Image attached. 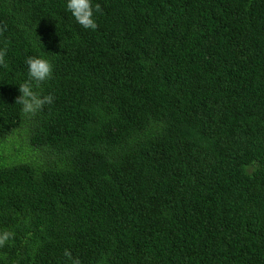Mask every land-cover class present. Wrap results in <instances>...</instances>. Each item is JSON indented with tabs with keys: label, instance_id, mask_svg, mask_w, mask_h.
Listing matches in <instances>:
<instances>
[{
	"label": "trees",
	"instance_id": "16d2710c",
	"mask_svg": "<svg viewBox=\"0 0 264 264\" xmlns=\"http://www.w3.org/2000/svg\"><path fill=\"white\" fill-rule=\"evenodd\" d=\"M97 3L0 0V264H264V0Z\"/></svg>",
	"mask_w": 264,
	"mask_h": 264
},
{
	"label": "clouds",
	"instance_id": "9594fccd",
	"mask_svg": "<svg viewBox=\"0 0 264 264\" xmlns=\"http://www.w3.org/2000/svg\"><path fill=\"white\" fill-rule=\"evenodd\" d=\"M67 10L71 12L76 22L84 29L96 30L98 25L94 19L96 13L102 14L101 5L97 3L93 8L92 0H67ZM6 31V27L0 28V35ZM7 55V42L3 48H0V66L7 67L5 57ZM28 68L29 79L19 86L20 95L15 103L21 105V111L26 118L34 117L42 111L45 105H51L54 102V96L42 95L36 89L42 84L53 78L52 63L42 57H28L25 60ZM14 237V233L4 231L0 233V247H3ZM64 256L71 261V264H80L79 259H73L70 251L65 250Z\"/></svg>",
	"mask_w": 264,
	"mask_h": 264
}]
</instances>
